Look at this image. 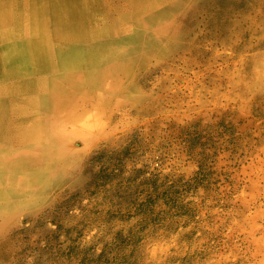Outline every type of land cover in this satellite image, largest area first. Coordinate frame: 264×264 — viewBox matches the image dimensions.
<instances>
[{
  "label": "rangeland",
  "instance_id": "374dc122",
  "mask_svg": "<svg viewBox=\"0 0 264 264\" xmlns=\"http://www.w3.org/2000/svg\"><path fill=\"white\" fill-rule=\"evenodd\" d=\"M117 12L140 35H97L120 49L109 80L80 83L78 124L0 80L9 118L39 122L7 127V152L41 156L19 170L33 180L0 183V264H264V0Z\"/></svg>",
  "mask_w": 264,
  "mask_h": 264
},
{
  "label": "bare ground",
  "instance_id": "6f19581e",
  "mask_svg": "<svg viewBox=\"0 0 264 264\" xmlns=\"http://www.w3.org/2000/svg\"><path fill=\"white\" fill-rule=\"evenodd\" d=\"M115 1L119 4L110 6ZM158 2L160 3V0H0V80L12 77L26 78L28 81H23L19 87L20 97L24 102L33 104L38 110L44 112L52 110L53 117L57 118V121L54 119V125L60 128V131L63 121L70 123L69 121L75 119V123L78 124L79 119L72 112L71 105L75 93H80L78 91L81 87L80 83L87 81L88 78L109 80L113 71L104 70L115 69L116 66L108 64L105 68L107 63L105 58L111 51L118 52L120 49L119 46L112 48L111 42L107 40L96 43L98 36L94 37V35H98L101 31L106 34L105 32L119 29V36H125L119 43L124 41L122 44H125V47L133 46L137 36L140 35L135 29L129 30L130 28H127L123 22L114 26V20L99 28L96 22L97 14L102 13L101 17L107 18L110 22L111 16L114 17V14L125 6H129L133 13H140L152 8ZM149 4L150 7L146 8ZM119 15L121 14L118 13ZM53 37L57 38L56 45L51 42ZM105 43L108 46H100ZM85 48L92 50L83 52ZM86 65L88 68L84 70ZM56 69L59 71L58 76L48 75ZM45 113L48 115V112ZM9 116V113L1 115L0 128L6 123L8 127H13L12 130H22L21 127L27 128L36 120L24 119L28 124L25 127L22 120H14ZM25 133L21 132L17 140L29 143L35 139L34 136ZM55 137L60 141L59 135L53 134L52 143ZM38 158H41L39 152L25 153L23 156L11 155L7 152V145H4L0 152V183L14 186L18 181L33 180L29 178L30 175H23L19 170L30 166L32 164L30 161ZM8 168L13 173L9 174ZM8 195L10 194L6 191L0 192L2 200L4 198L8 201ZM4 204H0V209Z\"/></svg>",
  "mask_w": 264,
  "mask_h": 264
},
{
  "label": "crops",
  "instance_id": "0c3cea01",
  "mask_svg": "<svg viewBox=\"0 0 264 264\" xmlns=\"http://www.w3.org/2000/svg\"><path fill=\"white\" fill-rule=\"evenodd\" d=\"M119 3H117V5H118ZM116 5V3H111L110 4V6H115ZM129 7V6H128ZM114 13H116L115 11H114ZM99 14V13H98ZM118 14V13H117ZM100 16H102V13H100L99 14ZM98 15V16H99ZM115 15L116 14H114V17H113V15L111 16V19H110V23L114 20V26L116 25H118L120 22H122V21H120L119 19H120V17L117 15V17H115ZM122 17H124V16H126V15H121ZM100 35L101 36H104V34H103V32L101 31L100 32ZM94 36H97V35H94ZM26 81H28V80H26ZM22 82H20L19 84H17L19 87H20V84H21ZM16 94H17V96H19V98H21L20 97V90H19V88L17 89V91H16ZM21 100H22V98H21ZM6 104V102H5V100H2V99H0V117H1V115L3 114V115H7V112L4 110V105ZM7 117V116H6ZM7 125H6V123H5V125L3 126V125H1V128H0V152H1V150L3 149V146L4 145H7V141H6V139L4 138V132H5V129H7ZM4 135V136H3ZM3 136V137H2Z\"/></svg>",
  "mask_w": 264,
  "mask_h": 264
}]
</instances>
